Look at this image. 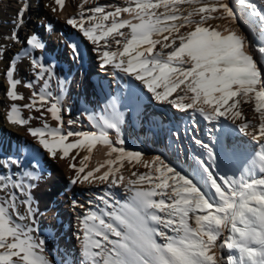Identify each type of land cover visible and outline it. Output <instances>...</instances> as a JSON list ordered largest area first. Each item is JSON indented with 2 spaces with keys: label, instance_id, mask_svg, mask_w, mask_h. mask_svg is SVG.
Listing matches in <instances>:
<instances>
[{
  "label": "snow or ice",
  "instance_id": "obj_1",
  "mask_svg": "<svg viewBox=\"0 0 264 264\" xmlns=\"http://www.w3.org/2000/svg\"><path fill=\"white\" fill-rule=\"evenodd\" d=\"M237 2L239 16L227 0H128L123 7L96 4L87 9L84 4L88 0H84L79 15L66 21L96 46L101 69L110 67L114 76L134 79L155 101L186 112L193 129L198 125L197 115L213 127L223 126V118L249 136L251 152L235 171L223 170L216 148L195 136L192 139L202 153L192 157L194 175L177 170L160 156L142 160V153L124 147L123 120L115 100L109 101L111 116L97 119L89 115L95 130L73 131L69 127L65 131L61 99L48 90L52 67L33 59L43 87L33 91L24 107L39 113L35 118L43 121V127H28L29 134L53 159L68 158L70 150L84 147L91 154L97 143L109 149L110 158L90 171L85 172L88 156L79 166L69 164L75 171L71 184H107L95 197L96 203L89 201L81 220L82 235L77 238L81 240L82 264H264V0ZM55 3L63 10L64 0ZM182 4L193 6L192 11L183 14ZM159 8L164 11L157 12ZM121 13L138 22L120 19ZM216 19L227 23L213 26L210 22ZM238 19L257 34L258 44L233 27ZM124 28L130 35L121 31ZM27 44L33 49L45 48L36 35L28 38ZM71 49L79 58L77 45L72 44ZM14 69L15 62L6 77L10 85L7 96L15 101L23 97L16 91L20 81L13 78ZM252 102L259 124L241 111L242 105ZM45 113L58 122L56 127L49 126ZM8 119L27 125L33 118L23 119L13 104ZM66 123L72 126L77 121ZM111 130L115 140L110 138ZM70 137L74 139L69 141ZM76 155H72L73 161ZM125 159L141 163L149 171L124 183L125 177L117 173ZM105 165L106 171L94 175ZM13 166L19 167L15 158L0 161V168L9 170L7 175L0 172V264H49L43 255L44 241L32 235L34 185L25 182L38 177L23 171L22 177L16 178ZM122 184L129 193L125 200L114 190Z\"/></svg>",
  "mask_w": 264,
  "mask_h": 264
},
{
  "label": "rangeland",
  "instance_id": "obj_2",
  "mask_svg": "<svg viewBox=\"0 0 264 264\" xmlns=\"http://www.w3.org/2000/svg\"><path fill=\"white\" fill-rule=\"evenodd\" d=\"M82 1L84 0H64V8L63 10H60L59 6L56 5L55 0H0V36L3 40L2 43L5 39L12 37L13 33L17 34L18 37L23 36L25 38V36H28V34H30L34 29L36 22L35 20L30 19H27V22H23L20 25L15 23L17 27H7L9 23L8 21L6 22V18L9 17L8 14L10 10L16 9L20 14L23 12L21 9V2L26 3V10L28 14L35 13L38 10H43L41 3L45 4V6L50 9L48 20L49 23H53L52 28L61 37L59 45H55V43L50 40H44L42 41L45 44V48L43 50L33 49L30 45H28V52L27 49L25 50L26 52H24L25 55H27V64L30 66H32L33 61L31 55L39 56L43 59L54 60L53 64L57 68V71L51 76L48 90L52 92L53 96H59L61 99V116L65 122L64 130L67 131L69 127H71V130L73 131L95 130L92 128L89 118L83 114V111L75 113L72 107L66 109L64 106L65 102L63 99V93L66 87V83L64 81L66 80V75L70 70L75 72L82 67L84 69L83 86L85 88L87 99L90 97L92 104L97 107L109 105V101L111 100L116 101V111L123 120L120 128L125 141L124 147L128 150L142 153V160L150 161L153 157L160 156L165 163L175 167L177 170L187 173L190 176L194 175L192 157L202 153V150L192 139V137L195 136L204 143H208L216 148L218 154L220 155V163L223 170L235 171L237 168L241 167L248 159L249 153L252 149V144L250 137L240 133L237 130L236 125L221 118L223 126L213 127L212 124L197 115L196 119L198 121V125L196 129H193L192 121L186 112L179 111L171 105L161 104L155 101L151 98V94L147 93L146 89L139 86V82L134 79L124 77L122 74L120 77L114 76L110 67L107 71L101 69L98 53L94 50L96 46L84 38L82 33H80L77 29H74L71 25L66 23L67 19L70 17L79 15V12L81 11L80 5L84 3ZM123 1L124 3H122V0H88V3L84 4V8L87 9L95 6L96 4L102 6H127L128 0ZM227 2L239 16L241 7L238 5L237 0H227ZM256 2L259 3L260 0H256ZM53 7L57 8L56 12L52 11ZM192 7L193 6L187 4H182L180 6V11L186 15L189 11H192ZM156 11L163 12L164 9L159 8L156 9ZM122 16H120V19L124 18V16ZM137 22L138 21L135 23ZM210 23L213 26H223L227 23V21L216 19L212 20ZM10 24L14 23L10 22ZM233 27L239 28L245 36L249 37L254 45L258 44L259 38L257 34L248 27L243 19H238L236 25ZM121 31L130 35V30L128 28L121 29ZM72 44L77 45L79 58L73 56L71 49ZM19 47L21 48L22 44H20ZM112 47L115 48L116 46L113 45ZM157 48H159V46H157ZM29 49L31 53L29 52ZM20 52L21 53H18L19 59H21L24 54V52ZM262 68H264V65H262ZM37 71L38 69L34 68V72L25 73L21 76L18 69H16V67L14 69L13 78L20 81L16 90H18L17 93L23 97L20 100H15L16 104L20 108L19 114L23 119H28L29 117L33 118L29 120L27 125L21 126L18 124L20 127H23L22 129L27 133H29L27 131L28 127H43V121L35 118L39 116V113L36 112L34 108L33 111V109L24 107V105L29 103V99L32 96L33 91H39L43 87V81L37 80ZM0 84L4 86L9 85L6 74L4 76L3 71L0 72ZM28 84H32L33 87H26ZM132 92L136 94V97L141 95L144 97L143 105L140 111L136 114V117L129 111L130 107H128L127 104L125 107L122 106L123 97L126 102V98H128ZM2 98L3 92L0 89V101ZM137 99L138 98L135 100L137 101ZM241 111L252 123L259 124V115L254 111V102L242 105ZM110 113L111 111L102 116H111L112 114L110 115ZM13 117L15 118L16 116L13 115ZM44 119L50 127H56L58 125V122L51 118L50 113H45ZM69 119L76 120L77 123L72 126H68L66 122ZM239 122L240 121H237V123ZM210 129L211 131H209ZM109 135L111 139L115 140L116 137L114 130H111ZM213 137L216 138L218 143L213 144ZM73 139L74 138L70 137L69 141ZM34 140L37 139L32 137L31 141ZM223 149H227V151H224ZM71 151L75 155L79 153L76 155L79 161L83 160L86 156L84 148L72 149ZM95 153L96 152L90 154L92 160L90 159L91 161L88 165L91 169H94L93 166H95V162L93 161V155ZM113 155L115 156V154ZM86 161L85 163L87 165ZM132 163L134 166L130 168L129 165ZM132 163L129 164L127 159L123 161L124 166L121 168L120 172L121 175L125 177L124 183H127L128 179H137L140 174L149 171V169L143 167L141 163H137L135 161ZM19 168L20 165L18 169ZM8 171L9 170L0 168V172L6 175L8 174ZM14 171L15 169L12 168L11 172ZM87 171L88 169H85V172ZM133 172H136L137 175L133 176ZM19 178L21 177L19 176ZM106 187L107 184H102L99 181H93L92 183H77L74 185V190L72 191L70 198L56 197L53 205L55 210L58 211V214L46 216L42 212L35 210V224L33 225L35 231L32 235L37 239V241H44L43 255L47 258L49 264H67L64 257L65 255H69V257L72 258L70 264H82L81 260H79V248L75 239L78 234L82 235L81 220L85 215L86 210L90 207L89 201L96 203L97 201L95 200V197L102 194L103 189ZM114 190L116 191L119 199H127L129 193L125 192L123 184ZM0 195H3V193H0ZM74 201L77 205L82 204L84 207L81 208L74 206ZM20 211L22 213L25 211L23 205L20 206ZM62 225L66 227V237L69 244L66 245L65 243H60L59 248L61 249L60 251H62L61 254V252L56 251L58 249L51 246V242L54 237L59 239L62 238ZM52 236L54 237L52 238ZM220 239H223V237ZM219 242L220 241L218 240L217 243ZM46 251L50 254L51 261L48 259ZM228 254L227 250L223 253L225 256Z\"/></svg>",
  "mask_w": 264,
  "mask_h": 264
},
{
  "label": "bare ground",
  "instance_id": "obj_3",
  "mask_svg": "<svg viewBox=\"0 0 264 264\" xmlns=\"http://www.w3.org/2000/svg\"><path fill=\"white\" fill-rule=\"evenodd\" d=\"M41 4L43 10L41 11L38 10L35 13L28 14L26 10V3L21 2L22 8L21 7L20 8L23 10V12H21L22 17L19 11H17L16 9L9 11L8 14L9 17L6 18V22L8 21L9 23L7 27H11V26L17 27L15 23H18V25H20L23 22L24 23L27 22V19L35 20L36 24L34 25L33 31L30 34H28V36H25V38L23 36L18 37L17 34L13 33L12 37L5 39L4 42L2 43L3 40L1 39L0 36V72L3 71L4 76L6 74L7 69L12 65L13 62H15V67L16 69H18L21 76L25 73L34 72L33 66L27 64V58H26L27 55H25L26 52L25 50L28 48L27 40L29 36L31 37L33 35H36L38 36V38H40L41 41L50 40L51 42L55 43V45L57 46L59 45L61 37L52 28L53 23H49L48 20L50 15L49 14L50 9L46 7L45 4L43 3ZM122 15L124 16L123 19H129L132 23H135L137 21L133 19L132 16H130L128 13H122ZM10 22L14 24H10ZM20 44H22L21 48L19 47ZM20 51L22 52L25 51L21 59H19L18 57V53H21ZM31 56L32 59L39 60L40 62L44 63L45 66L52 67V74H55V72L57 71V68L53 64L54 62L53 59H43L39 56H33V55ZM64 81L66 83L65 85L66 87L63 93V99L65 102L64 106L66 107V109L72 107L75 113H79L83 111L84 112L83 114H85L87 117H89V115L91 114L97 119H99V117L105 115V113L110 111H111L110 115L113 114V109L109 107V105H104V107H97L94 104H92L90 97H88L87 99L85 88L83 86L84 69L82 67L75 72L70 70L66 75V80ZM9 88L10 85L4 86L0 84V89L3 92V98L0 101V154H1L0 161L9 157L15 158L19 161V165H20L19 169L18 167L13 166V168L15 169L14 172L16 173V178H19V176L22 177L23 171L33 172L34 175L38 178L34 181H29L25 179V182L32 183L34 185L31 188L32 205L34 211L37 210L39 212H42L46 216L51 214H58V211L55 210V207L53 205L56 197L70 198L72 191L74 190V185L70 183V178L75 174V171L69 168V164L76 163L77 166H79L80 161L77 159V157L75 161L71 159L72 155H75L71 150L68 158L53 159L49 155V153L43 148V146L38 142V140H34L35 142L31 141L32 136L29 133L25 132V130L22 129L23 127H20L18 124H13L9 121L8 114L11 111V106L13 104H16L14 100H12L7 96V91L9 90ZM136 98H138L137 101L135 100ZM143 102H144L143 95L136 97V94L132 92L130 96L126 98V102H125V98L123 97L122 106L125 107L128 105V107H130L129 111L133 113L134 116L136 117V114L140 111ZM12 114L17 116L16 113H12ZM102 144L103 143H97L92 149L91 154L96 152L93 155V161L95 162L94 163L95 166H93L94 168L104 163L107 159L110 158L107 155L109 151L108 147ZM84 149L86 151V156L89 157V160L86 161L87 162L86 169L90 171L92 169L90 168L88 163H90L92 157H90L87 148L84 147ZM129 166L131 168L134 165L132 163ZM107 168L108 166L105 165L104 168L100 169L99 173H94V175H101L104 171L107 170ZM117 175L118 176L121 175V172L117 173ZM66 235H67L66 227L62 225L61 227L62 238L59 239L57 237L52 236V238L53 237L54 238L51 242V246H53L55 249H58L56 251L61 252V254L62 251H60L61 249L59 248L60 243H65L66 245L69 244ZM75 241L77 242L79 248L78 250L79 260H81L82 262L81 240L76 238ZM46 253L48 259L51 261L50 254L47 251ZM64 257L67 264H70L72 258L69 257V255H65ZM13 259L15 260L17 258L14 257Z\"/></svg>",
  "mask_w": 264,
  "mask_h": 264
},
{
  "label": "water",
  "instance_id": "obj_4",
  "mask_svg": "<svg viewBox=\"0 0 264 264\" xmlns=\"http://www.w3.org/2000/svg\"><path fill=\"white\" fill-rule=\"evenodd\" d=\"M122 2H124V1L122 0Z\"/></svg>",
  "mask_w": 264,
  "mask_h": 264
}]
</instances>
